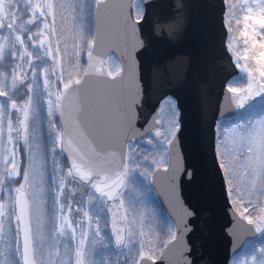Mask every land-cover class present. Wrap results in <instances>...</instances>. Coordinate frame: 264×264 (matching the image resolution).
I'll use <instances>...</instances> for the list:
<instances>
[{
  "label": "rangeland",
  "instance_id": "obj_1",
  "mask_svg": "<svg viewBox=\"0 0 264 264\" xmlns=\"http://www.w3.org/2000/svg\"><path fill=\"white\" fill-rule=\"evenodd\" d=\"M98 1L0 0V58L10 53L27 55L26 66H19L18 71L31 68L32 85L25 98L15 97L14 89L22 78L13 81L8 67L0 68V220L3 221L0 264H22L17 213L23 181L12 170L19 167L22 171L28 162L27 151L32 147H38L44 180L42 184L39 180L30 182L22 190L27 194L37 264H46L52 258L56 264L62 261L75 264L82 234L85 235L82 256L87 264H135L139 257L134 253L155 258L161 252L159 247L175 235L173 221L159 206L152 190V173L155 167L167 165L168 144L174 136L169 128L174 116L178 123L177 106L173 112L165 98L159 112L160 132L153 131L148 138L129 144L125 183L114 201L95 193V179L82 183L71 174L60 153L59 123L47 116L49 102L55 114L57 90L83 75L93 43ZM226 4L229 50L240 66L239 74L229 80L228 86L238 89L250 78L264 80V11H261L264 0H226ZM143 12L142 1L136 0L135 17L140 18ZM241 29L248 34L250 44L246 45L240 37ZM120 70L119 60L111 53L109 73L114 75ZM29 95L32 109L26 126L21 127L22 108ZM262 125L264 98L235 117L218 120L216 151L232 204L248 220H259L264 227ZM23 133L29 141L27 149ZM141 153L144 154L139 157ZM57 173L66 175L63 187L54 180ZM37 200L42 213L36 210ZM115 231L123 234L119 244ZM229 264H264V235L247 242Z\"/></svg>",
  "mask_w": 264,
  "mask_h": 264
},
{
  "label": "water",
  "instance_id": "obj_2",
  "mask_svg": "<svg viewBox=\"0 0 264 264\" xmlns=\"http://www.w3.org/2000/svg\"><path fill=\"white\" fill-rule=\"evenodd\" d=\"M141 1L142 18L134 15L136 0L97 3L84 74L57 93L61 150L75 178L96 179L95 192L114 201L125 182L128 143L156 129L162 100L175 98L179 128L169 143L167 166L154 170L152 186L174 221L176 238L145 264H176L180 255L191 264H229L263 226L242 216L230 200L216 124L263 98L264 80L251 78L242 89L228 86L240 67L227 45L225 0ZM111 53L122 65L116 75L108 72ZM25 201L20 191L22 264ZM26 218L30 221L28 203ZM31 241L33 247L32 228ZM32 258L36 264L34 253Z\"/></svg>",
  "mask_w": 264,
  "mask_h": 264
},
{
  "label": "snow or ice",
  "instance_id": "obj_3",
  "mask_svg": "<svg viewBox=\"0 0 264 264\" xmlns=\"http://www.w3.org/2000/svg\"><path fill=\"white\" fill-rule=\"evenodd\" d=\"M261 11H264V8L261 9ZM142 18V17H141ZM255 81L251 80L249 87L252 88L254 85ZM38 86V85H37ZM32 91V85H29V92L31 93ZM244 99V97H240L238 99H235V103L237 105H239L242 100ZM167 102L171 105V108L173 110V112H175L176 110V102L174 100H172L171 97H167L166 98ZM32 104H33V100L31 95H29V98L26 102H24L23 104V108H22V115L23 118L20 119L19 123L21 125V127H25L26 126V122H27V117L30 115L31 109H32ZM163 107V105H162ZM61 115L63 116V113H61ZM47 116L54 119V111H53V106L52 104L49 102L47 105ZM176 118L175 116L173 117V121H172V125H170L169 131L172 135H175L176 131L179 128L178 123L175 122ZM262 127H264V125H262ZM157 133L160 132V129L156 130ZM22 138L25 141V148H28V144L29 141L27 139V135L26 133L22 134ZM70 157L72 155V153H69ZM27 158H28V162L23 166L22 171L20 170L19 167L14 168L12 170V173L14 175H18V176H22V183L20 185V189L22 190L24 185L39 180L41 181V184L43 183L44 180V173H43V169H42V161L40 158V154L38 152V147H32L29 151H27ZM57 169H59V164L57 163L56 165ZM190 172V176L189 178H191V175H194V173H191V170H189ZM54 180L59 182L61 187H63V184L66 180V175H60L59 173H57L56 175H54ZM61 193L58 192L57 193V201L59 202V197H60ZM27 201L24 202V205L22 206L21 209V217L22 219H24L25 224H24V248H23V264H34V260H33V253H34V249L32 247V241H31V224L30 221H28V219L26 218V212H27ZM36 210L38 213H42V209H41V204L40 201L37 200L36 201ZM261 213L262 216L261 218L264 219V207H262L261 209ZM141 217H143V212L141 213ZM182 219V216H181ZM0 231H3V221L0 220ZM229 231H233V229H229ZM18 237V247H19V233L17 234ZM175 235L172 237V239H175ZM123 239V234L120 231H115V241L117 244H119ZM85 243V235L82 234L81 238H80V243L79 245H77L76 248V259H75V264H87V261H85L83 259L82 256V245ZM183 249H181V253H182ZM135 256H138L139 258L135 260V264H145V261L147 259V256H140L139 253H134ZM46 264H56V261L54 258L48 260L46 262ZM61 264H69L68 261H62ZM176 264H191L190 259L180 255V259L176 262Z\"/></svg>",
  "mask_w": 264,
  "mask_h": 264
},
{
  "label": "trees",
  "instance_id": "obj_4",
  "mask_svg": "<svg viewBox=\"0 0 264 264\" xmlns=\"http://www.w3.org/2000/svg\"><path fill=\"white\" fill-rule=\"evenodd\" d=\"M233 31H231L230 32V40H231V37L233 36L231 33H232ZM240 37L241 38H243V40H245L246 42H245V44L246 45H248V44H250V42H249V36H248V34H245V32L241 29L240 30ZM258 45V44H257ZM256 45V46H257ZM259 46V45H258ZM16 50V52H18L17 50V48L15 49ZM254 51H256L257 49H256V47H255V49H253ZM11 54V53H10ZM10 54H8V55H6V56H3V58H0V68L1 67H4V66H7L8 68H7V70H8V72L12 75V79H13V81H16L17 80V78L18 77H21L22 78V83L20 84V85H17L16 87H15V89H14V94H15V97L17 96L19 99H23V98H25V96L27 95V93H28V90H29V85H30V82H31V79H30V77H29V75H30V70H31V68H26V71H18V67L20 66V67H25L26 65L24 64V62H25V58L26 57H28L27 55H23L22 54V57H21V54L20 53H16L15 55H10ZM6 57V58H5ZM29 70V71H28ZM16 79V80H15ZM58 83V82H57ZM15 84H16V82H15ZM14 84V85H15ZM244 84V83H243ZM239 87H242V85L241 86H239ZM239 87H237V88H239ZM54 117H55V121H56V123L58 124V118H57V113H56V111H55V114H54ZM150 136V135H149ZM149 136H147V137H145V138H148ZM144 138V139H145ZM60 151V150H59ZM60 153H61V155H62V158L63 159H65L66 160V158H65V156H64V154L60 151ZM144 153H141V154H139L138 156L139 157H141L142 155H143ZM146 154H150V152H148V153H146ZM60 155V156H61ZM65 160H64V163H65ZM67 164V163H66ZM152 190L155 192V190L153 189V187H152ZM155 194V196H156V199H157V195H156V193H154ZM157 202H158V199H157ZM158 204H159V202H158ZM159 206H160V204H159ZM164 211V213L167 215V213L165 212V210H163ZM168 216V215H167ZM262 235H264V228H263V230H262V232H261V234H260V236H262ZM162 247H163V245H161L160 247H159V249H162ZM157 252H159V250L157 251Z\"/></svg>",
  "mask_w": 264,
  "mask_h": 264
}]
</instances>
